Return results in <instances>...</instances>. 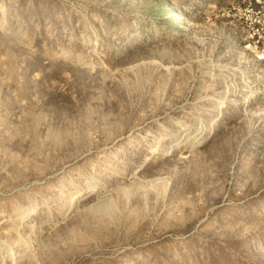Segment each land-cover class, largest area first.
Instances as JSON below:
<instances>
[{
  "label": "rangeland",
  "instance_id": "374dc122",
  "mask_svg": "<svg viewBox=\"0 0 264 264\" xmlns=\"http://www.w3.org/2000/svg\"><path fill=\"white\" fill-rule=\"evenodd\" d=\"M232 1L0 0V264H264Z\"/></svg>",
  "mask_w": 264,
  "mask_h": 264
},
{
  "label": "built area",
  "instance_id": "2783aa9c",
  "mask_svg": "<svg viewBox=\"0 0 264 264\" xmlns=\"http://www.w3.org/2000/svg\"><path fill=\"white\" fill-rule=\"evenodd\" d=\"M231 10L254 60L264 64V0H233Z\"/></svg>",
  "mask_w": 264,
  "mask_h": 264
},
{
  "label": "bare ground",
  "instance_id": "6f19581e",
  "mask_svg": "<svg viewBox=\"0 0 264 264\" xmlns=\"http://www.w3.org/2000/svg\"><path fill=\"white\" fill-rule=\"evenodd\" d=\"M248 101H249V99L244 98L243 103H247Z\"/></svg>",
  "mask_w": 264,
  "mask_h": 264
}]
</instances>
